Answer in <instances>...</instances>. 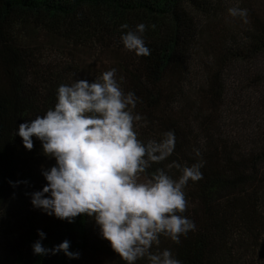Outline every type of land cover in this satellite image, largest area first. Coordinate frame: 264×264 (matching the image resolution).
<instances>
[{
    "label": "trees",
    "instance_id": "16d2710c",
    "mask_svg": "<svg viewBox=\"0 0 264 264\" xmlns=\"http://www.w3.org/2000/svg\"><path fill=\"white\" fill-rule=\"evenodd\" d=\"M232 7L248 10L247 24ZM140 23L147 57L121 41L122 24ZM113 68L147 120L139 138L176 137L149 172L178 178L167 165L204 162L185 188L183 215L196 230L179 244L161 236L152 252L170 250L181 264H264V0H0V264H126L93 217L68 223L33 207L56 161L18 135L54 108L59 86ZM66 240L78 258L52 254ZM37 241L47 254L34 253Z\"/></svg>",
    "mask_w": 264,
    "mask_h": 264
},
{
    "label": "clouds",
    "instance_id": "9594fccd",
    "mask_svg": "<svg viewBox=\"0 0 264 264\" xmlns=\"http://www.w3.org/2000/svg\"><path fill=\"white\" fill-rule=\"evenodd\" d=\"M228 14L248 23L247 9L232 7ZM120 27L128 29L121 36L126 50L138 57L150 55L143 38L149 26ZM122 82L113 68L92 82L82 79L61 85L54 108L19 125L18 135L27 150L33 149L35 137L43 155L56 161L43 171L47 185L32 194L31 203L68 223L79 216L93 217L102 237L126 264L143 258L150 264H181L170 250L154 253L152 248L159 246L161 236L179 244L182 236L196 230L195 223L183 215L189 207L185 188L189 181L203 178L204 162L167 165L180 171L178 178L162 168L149 172L173 154L176 137L168 131L159 141L139 138L137 129L147 127V120L134 112L138 98L125 92ZM194 152L200 157L198 149ZM39 235L44 237L42 232ZM69 249L66 240L51 251H62L70 259L79 257ZM33 251L44 255L49 250L37 241Z\"/></svg>",
    "mask_w": 264,
    "mask_h": 264
}]
</instances>
